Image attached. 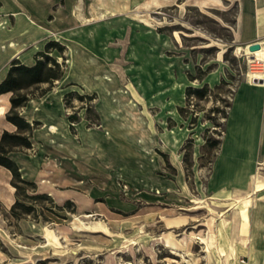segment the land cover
Listing matches in <instances>:
<instances>
[{"label":"rangeland","instance_id":"374dc122","mask_svg":"<svg viewBox=\"0 0 264 264\" xmlns=\"http://www.w3.org/2000/svg\"><path fill=\"white\" fill-rule=\"evenodd\" d=\"M240 12L238 0H0V74L8 48L30 64L49 40L64 63L20 107L39 123L32 145L10 152L36 184L19 196L50 197L20 218L14 193L0 198V264H228L218 245L234 236L229 209L246 219L247 206L220 198L235 183L215 165L230 104L255 82L235 37ZM205 83L203 98L187 94ZM255 203L254 224L264 221Z\"/></svg>","mask_w":264,"mask_h":264},{"label":"crops","instance_id":"0c3cea01","mask_svg":"<svg viewBox=\"0 0 264 264\" xmlns=\"http://www.w3.org/2000/svg\"><path fill=\"white\" fill-rule=\"evenodd\" d=\"M238 1L241 12L240 22L235 28L236 39L244 45L259 41L262 48L250 51L251 78H255V82L253 85L243 83L236 93L227 116L226 140L215 165V173L220 182L235 183L233 190L223 193L220 198L230 193V198L222 199L243 201L247 206V218H244L240 208L229 209L236 216L233 224L234 236L227 248L219 245L218 247L224 250L228 264H264V221H256L255 224L252 221V209L256 206V200H264V195H258V192H264V176L255 173V166L260 169L264 165V81H256L257 78H264V0ZM241 49V46L237 47V51ZM17 51L19 50L8 48L5 62L12 60ZM6 71L7 68L0 74V80ZM10 95L11 92L0 94V112L3 110L0 114V134L4 129H15V125L5 118V112L10 107ZM10 179V170L0 164L1 199L12 193L15 199V187L10 183ZM251 180L252 187L248 184ZM254 193H257V196ZM247 200L249 202L244 203ZM228 208L229 206L226 210ZM183 223L187 224L186 221L181 224ZM240 258H243L245 263H241Z\"/></svg>","mask_w":264,"mask_h":264},{"label":"trees","instance_id":"16d2710c","mask_svg":"<svg viewBox=\"0 0 264 264\" xmlns=\"http://www.w3.org/2000/svg\"><path fill=\"white\" fill-rule=\"evenodd\" d=\"M62 48L63 46L57 40H49L45 43L44 50L36 52L33 63L28 64L18 58H12L5 76L0 80V94L11 92L9 97L10 107L5 112V118L15 125L14 130L4 129L0 134V164L10 170V183L15 187V199L9 208V214L15 218H20L23 214L35 210L36 205L44 209L46 206L39 203L37 198L50 197L46 192L26 195L27 198L24 199L30 200L33 204H27L20 198L21 190L27 185H31L36 190V184L33 180H28L21 175L19 165L12 158L10 152L19 147H30L32 145L31 135L39 121H30L21 113L20 107L25 105L29 99L28 87L42 82H51L63 75L64 63L50 53L52 49L62 52ZM210 89V85L205 83L203 86L189 85L186 92L188 95L203 98L209 93ZM226 116H228V113ZM205 143L214 147L220 146L222 138L208 137ZM66 203H72V201L67 199ZM18 207L22 209L20 212L17 210ZM48 209L51 210L52 208Z\"/></svg>","mask_w":264,"mask_h":264},{"label":"water","instance_id":"95a60500","mask_svg":"<svg viewBox=\"0 0 264 264\" xmlns=\"http://www.w3.org/2000/svg\"><path fill=\"white\" fill-rule=\"evenodd\" d=\"M260 48H262V45L259 41H255V42L248 44V49L250 51H255V50L260 49Z\"/></svg>","mask_w":264,"mask_h":264},{"label":"bare ground","instance_id":"6f19581e","mask_svg":"<svg viewBox=\"0 0 264 264\" xmlns=\"http://www.w3.org/2000/svg\"><path fill=\"white\" fill-rule=\"evenodd\" d=\"M261 49V48H260ZM260 49H257V50H260ZM257 50H255V51H257ZM252 52H254V51H252ZM258 191V190H257Z\"/></svg>","mask_w":264,"mask_h":264},{"label":"built area","instance_id":"2783aa9c","mask_svg":"<svg viewBox=\"0 0 264 264\" xmlns=\"http://www.w3.org/2000/svg\"><path fill=\"white\" fill-rule=\"evenodd\" d=\"M253 80H255V78H253Z\"/></svg>","mask_w":264,"mask_h":264}]
</instances>
